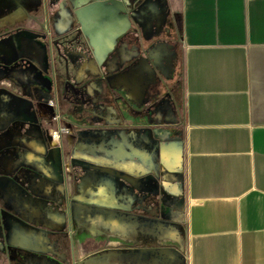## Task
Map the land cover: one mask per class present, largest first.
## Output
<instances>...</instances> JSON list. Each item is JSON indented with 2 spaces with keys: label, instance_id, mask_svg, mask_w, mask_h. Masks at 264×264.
<instances>
[{
  "label": "crops",
  "instance_id": "1",
  "mask_svg": "<svg viewBox=\"0 0 264 264\" xmlns=\"http://www.w3.org/2000/svg\"><path fill=\"white\" fill-rule=\"evenodd\" d=\"M38 6L0 0V62L44 49L28 29ZM81 11L94 61L123 91L113 148L86 172L85 264H264V0H86ZM45 161L32 143L19 163ZM22 226L5 262L28 264L31 248L49 264Z\"/></svg>",
  "mask_w": 264,
  "mask_h": 264
},
{
  "label": "rangeland",
  "instance_id": "2",
  "mask_svg": "<svg viewBox=\"0 0 264 264\" xmlns=\"http://www.w3.org/2000/svg\"><path fill=\"white\" fill-rule=\"evenodd\" d=\"M85 1L39 0L28 29L44 49H13V60L0 62V264H8L9 250L23 248L14 241L21 225L33 241L46 242L39 254L47 263L85 264L86 172L113 148L123 94L111 82L115 72L94 61L81 17ZM56 14L66 30L56 29ZM135 33L130 28L122 39ZM172 86L181 112L180 68ZM32 143L44 146L40 169L19 163ZM28 252L34 264L36 252Z\"/></svg>",
  "mask_w": 264,
  "mask_h": 264
}]
</instances>
